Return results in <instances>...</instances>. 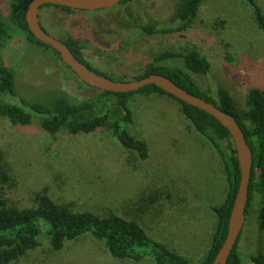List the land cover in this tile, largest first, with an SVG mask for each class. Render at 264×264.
<instances>
[{"label": "rangeland", "instance_id": "obj_1", "mask_svg": "<svg viewBox=\"0 0 264 264\" xmlns=\"http://www.w3.org/2000/svg\"><path fill=\"white\" fill-rule=\"evenodd\" d=\"M0 0V22H9V3ZM179 0H132L100 11L67 14L46 8L39 13L51 36L79 39L85 60L96 70L131 79L143 73L153 57L196 48L210 63L205 76H194L208 95L218 100L225 90L240 110L250 90H264V33L252 7L244 0H204L184 32L145 34L140 27L165 21ZM264 15V0H255ZM175 24L173 27H175ZM15 72L18 94L25 99L61 92L73 100H90L100 93L74 77L62 63L29 44L16 28L1 51ZM19 104V98L0 96ZM129 131L148 145L141 160L124 150L107 130L87 135L62 131L55 137L40 127L39 117L22 128L0 118V200L18 208L33 204L34 194L46 192L55 202L75 211L112 212L135 220L156 242L197 263L207 251L217 218L212 208L223 202L227 187L223 167L212 144L181 114L178 102L166 96L136 98L129 105ZM106 106L99 108L104 113ZM159 196V197H157ZM157 197L155 202L152 200ZM42 226L40 241L46 238ZM241 264H254L264 254V231L258 226V205L252 204L238 240ZM12 264H155L117 260L91 235L53 251L39 249Z\"/></svg>", "mask_w": 264, "mask_h": 264}, {"label": "trees", "instance_id": "obj_2", "mask_svg": "<svg viewBox=\"0 0 264 264\" xmlns=\"http://www.w3.org/2000/svg\"><path fill=\"white\" fill-rule=\"evenodd\" d=\"M31 1L11 0L9 22L12 25L0 22V96L19 98V104L0 102V118L7 119L14 126L25 128L31 124L33 114L39 117L41 129L51 137L62 131H67L71 135H87L107 130L124 150L136 154L141 160H146L149 156L147 143L134 136L128 129L133 123L129 105L138 97L147 99L155 95L166 96L178 102L184 118L216 150L225 174L227 191L223 202L211 207L216 215L217 224L207 251L197 263L154 241L135 220L122 218L112 212L102 215L91 211H75L69 205L55 202L46 192L35 193L33 204L23 208L10 206L0 200V264H12L29 252L39 249L44 242L49 249L61 251L66 243L77 241L87 234L100 241L111 257L121 261L139 262L145 257H150L155 264H211L225 239L230 209L239 181L235 151L227 130L205 112L176 100L155 86H147L132 93L115 94L98 91L100 94L90 100H73L61 92L32 100L21 97L16 88L15 72L4 63L1 54L10 39L12 27L16 28L29 44L39 47L44 53L51 54L59 60L56 52L37 41L28 30L25 13ZM129 1L132 0L120 4ZM203 1L179 0L173 16L163 23L167 27H159L160 24L152 22L142 25L140 29L149 35L184 32L194 22ZM244 1L252 7L257 25L264 33V15L261 8L255 0ZM46 8L58 9L67 14L77 12L58 6H44L41 10ZM175 24L177 25L173 27ZM57 39L61 40L79 61L104 77L116 81H131L151 74L162 75L190 94L212 103L233 116L252 151L246 218L252 204L257 203L258 226L260 231H264V90H250L246 98V109L240 110L225 90L219 88L218 100H214L197 83L194 76H205L210 71L211 65L194 47L185 49L182 53L170 51L156 55L146 65L141 75L126 79L115 78L94 69L85 60L83 45L79 39L73 37ZM71 74L73 75L72 72ZM104 106L108 110L99 113L98 109ZM5 173L0 168L1 178L7 179ZM157 197L152 202H155ZM42 226H46L47 236L40 241ZM237 246L238 242L227 264H241ZM253 261L254 264H264V254L258 251Z\"/></svg>", "mask_w": 264, "mask_h": 264}, {"label": "water", "instance_id": "obj_3", "mask_svg": "<svg viewBox=\"0 0 264 264\" xmlns=\"http://www.w3.org/2000/svg\"><path fill=\"white\" fill-rule=\"evenodd\" d=\"M123 1L126 0H32L25 13V21L33 37L56 52L62 65L86 86L100 92L115 94L132 93L147 86H155L176 100L205 112L227 130L235 151L239 181L230 209L225 239L211 262L227 264L246 223V205L252 171V151L234 117L212 103L190 94L162 75L151 74L131 81H116L104 77L79 61L61 40L47 33L39 21V13L44 6L65 7L75 11H100L118 6Z\"/></svg>", "mask_w": 264, "mask_h": 264}]
</instances>
